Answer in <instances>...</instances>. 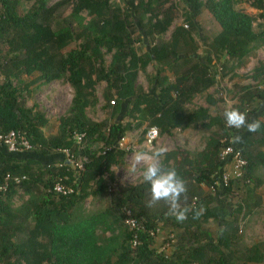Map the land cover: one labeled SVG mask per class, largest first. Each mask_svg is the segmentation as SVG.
<instances>
[{
  "label": "trees",
  "instance_id": "obj_1",
  "mask_svg": "<svg viewBox=\"0 0 264 264\" xmlns=\"http://www.w3.org/2000/svg\"><path fill=\"white\" fill-rule=\"evenodd\" d=\"M21 1L0 0V133H23L32 150L0 151V184L7 175L25 177L0 196V264H264V242L247 245L238 228L239 218L261 205L256 190L264 185V131L237 132L225 126L224 113L187 108L264 47V0H245L258 11L255 17L238 8L237 0H182L188 29L175 27L169 40L164 39L173 22L172 6L165 7L169 0H26L31 5L19 15ZM204 10L220 31L208 41L203 61L196 18ZM151 65L145 92L138 76ZM33 74L34 84L64 82L72 89L55 135L44 136L45 115L27 106L24 93L32 83H22V77ZM248 78L253 83L239 88L230 109L247 113L249 121H264V64ZM102 85L110 117L95 122L88 113L96 110ZM206 101L215 103L211 96ZM144 126L157 127L159 136L199 127L208 133L202 150L171 151L162 161L187 182L180 204L189 211L182 224L166 215L163 201L147 207L148 183L116 184L112 168L124 166L128 155L118 143ZM77 133L85 135L82 145L73 139ZM234 134L243 142H233ZM230 146L246 160L242 176L215 193L204 192L202 186L209 189L227 169L221 153ZM63 150L85 159L83 169L74 171ZM58 182L73 193H50ZM240 187L246 197L233 202ZM201 207L204 214L193 220ZM123 208L147 229L171 228V253L159 252L157 237L146 232L137 234L140 243L132 247ZM212 221L220 223L215 235L206 228Z\"/></svg>",
  "mask_w": 264,
  "mask_h": 264
},
{
  "label": "rangeland",
  "instance_id": "obj_2",
  "mask_svg": "<svg viewBox=\"0 0 264 264\" xmlns=\"http://www.w3.org/2000/svg\"><path fill=\"white\" fill-rule=\"evenodd\" d=\"M116 2L118 0H115ZM205 1V0H203ZM182 0H169L165 7L172 6L173 8V22L170 26L168 32L165 34L164 39L169 40L171 37L172 31L175 27L184 25V9ZM237 7L243 9L246 13L257 16L258 11L250 7L249 3L245 2V0H237ZM31 2L23 0L18 6V14L23 15L28 8L30 7ZM70 8L63 11L62 16L65 17L69 14ZM259 22V21H257ZM196 25L198 31V42L200 45V55L203 57V61L205 60L207 54V43L208 41L215 36L219 31L220 27L213 19L211 14L204 10L202 14H200L196 18ZM188 29V28H187ZM140 45L137 44V47ZM205 56V57H204ZM106 61H109V57H106ZM264 64V47L252 53L246 60L245 64L240 68L233 71L228 77L223 80H220L219 83L203 92L202 94H198L195 96L194 100L191 104L187 106L188 109H192L195 107H203L209 110L211 116L222 115L226 109H230L234 104L237 103V93L239 88L245 86L247 84H252L253 81L248 77L252 73V70L259 64ZM231 66V64H229ZM154 65H151L147 68L146 73H140L138 76V85H140L145 92L150 90V85L148 83L147 77L151 76L154 72ZM36 74L31 76H23L22 83H32L36 78ZM230 76H232L230 78ZM2 80L0 76V81ZM30 93H24V96L27 100V106L31 107L35 105L36 110L41 111L45 118L48 121V124L45 128H43L42 132L44 136H52L57 133L59 118L62 117L67 109L69 108L72 100V89L69 84L64 82H53L50 84L42 85L39 82L32 83L30 86ZM104 85L98 88L97 96H98V105L95 111L89 112L88 117L95 122H101L110 116V110L103 109V98H102V90ZM211 96L215 101L214 104L207 103V97ZM112 105V104H111ZM147 129V126L142 127L139 130L134 132H128L124 137V141L122 142V147L128 153L125 158V164L122 167H113L112 172L114 174L116 184L120 186H131L139 183L142 180V167L138 166L136 172H132L129 168V164L131 161V157L133 153L137 150H146L144 147V134ZM208 133L204 130V128L198 129H190L184 132L179 130H175L172 136H159L154 146L163 145L168 148V152L178 151L179 153L188 151L195 152L203 149L205 142L207 140ZM95 151L100 150V146H94ZM56 154L52 155L55 157ZM49 155L48 157H52ZM46 158V157H45ZM180 159V158H178ZM74 164L72 163L70 166L74 169V171H79L80 168L76 166L77 164H82L83 159L80 157L73 158ZM43 162V161H42ZM54 162V161H52ZM43 164V163H42ZM115 187L111 185L109 187V191H111ZM204 192H210L208 188L202 186ZM256 193L261 196V205L254 209L253 212L246 217H240L238 228L239 233L243 236V240L249 246L256 242H264V185L259 187L256 190ZM246 197V192L243 187L238 188L234 193L233 202L239 201L243 202ZM86 207L91 206V200L88 199L85 202ZM98 206V203L95 204ZM160 233L157 242L161 243V239L167 237V235H171V228H167L159 224ZM206 228L212 233L216 234V232L220 228V223L217 222H208L206 224ZM158 244V243H157ZM172 248H168V250L164 251L166 254H170Z\"/></svg>",
  "mask_w": 264,
  "mask_h": 264
},
{
  "label": "clouds",
  "instance_id": "obj_3",
  "mask_svg": "<svg viewBox=\"0 0 264 264\" xmlns=\"http://www.w3.org/2000/svg\"><path fill=\"white\" fill-rule=\"evenodd\" d=\"M225 126L237 132L244 129L248 133L256 134L264 131V121L255 119L249 121L247 113L239 109H226L224 112ZM232 140L242 143L243 136L234 134ZM168 154V148L163 145L154 146L151 150H137L133 153L129 168L136 172L138 166L142 167V180L150 185V199L147 207L152 208L163 201L168 205L167 216L175 219L177 223H184L188 219V209L182 208L181 197L187 198V182L179 176L175 168H166L163 159ZM204 214L203 207L196 211L192 219L198 220Z\"/></svg>",
  "mask_w": 264,
  "mask_h": 264
},
{
  "label": "built area",
  "instance_id": "obj_4",
  "mask_svg": "<svg viewBox=\"0 0 264 264\" xmlns=\"http://www.w3.org/2000/svg\"><path fill=\"white\" fill-rule=\"evenodd\" d=\"M183 27L187 28V25H183ZM113 103L114 102H111V104ZM84 136V134L77 133L73 136V139L77 145H82ZM158 137L159 129L157 127L151 126L146 129L143 141L146 150H151L154 147V143L156 142ZM123 141L124 138H122L118 143L119 149L128 150L122 147ZM0 146L4 147L9 153L12 154L26 153L32 150V145L29 140L23 133L19 131H10L6 134L0 133ZM59 153H62L64 155V157L67 159V163H69L70 165L72 163L74 164V157L69 153L68 150H63ZM221 159L223 160V162L226 163L227 169L219 174L214 184L209 188V191L212 193H215L217 191V187L225 188L229 185L232 179L234 180L240 178L243 174V169L246 166V160L243 159L241 152L233 146L227 147L222 151ZM84 160L85 159H83V161ZM76 166H78L80 170L83 169V163L80 165L76 163ZM24 179L25 177L19 178L7 175L4 179V182L0 184V193H2L0 194V196L3 195L6 191H8L9 184L17 186ZM49 192L57 196H67L73 193V189L68 185L58 182L54 184L51 189H49ZM122 214L124 216V224L130 231L133 232L134 237L132 240V247H135L140 243L137 239L138 233L146 232L151 237H157L158 240V236L160 233L159 226L152 229H147L145 226V222L135 219L132 212L127 208L122 209ZM173 239V235H167V237L161 239V243L159 244L158 242L157 244V246L159 247L158 251L164 252L168 250L169 247L171 248V244L174 243Z\"/></svg>",
  "mask_w": 264,
  "mask_h": 264
},
{
  "label": "crops",
  "instance_id": "obj_5",
  "mask_svg": "<svg viewBox=\"0 0 264 264\" xmlns=\"http://www.w3.org/2000/svg\"><path fill=\"white\" fill-rule=\"evenodd\" d=\"M1 150H2V151H4V152H6V150H4V147H1V146H0V151H1ZM8 153H9V152H8ZM22 156H25V157H26V155H25V154H24V155H22Z\"/></svg>",
  "mask_w": 264,
  "mask_h": 264
}]
</instances>
